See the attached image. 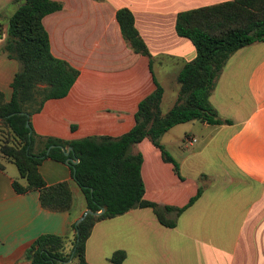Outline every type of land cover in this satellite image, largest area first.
Returning <instances> with one entry per match:
<instances>
[{"label": "crops", "instance_id": "crops-1", "mask_svg": "<svg viewBox=\"0 0 264 264\" xmlns=\"http://www.w3.org/2000/svg\"><path fill=\"white\" fill-rule=\"evenodd\" d=\"M20 1L0 0V91L5 100L18 63L1 47L6 19ZM54 1L61 8L41 19L49 50L78 75L65 96L43 102L30 124L38 135L71 140L115 137L129 130L137 102L154 89L153 78L162 90L170 81L177 93L176 73L195 51L189 40L176 35L175 15L227 0ZM119 8L131 12L150 55V69L148 57L134 53L122 39L114 16ZM208 100L230 123L187 121L184 146L166 138L176 125L160 137L178 175L147 139L131 147L141 154L145 200L181 207L198 187L200 193L177 215L173 227L159 224L147 207L95 221L84 242L88 264H111L108 257L115 250L125 253L119 264H264V40L227 58ZM196 131L203 135L202 145L188 149L192 144L186 138L195 140ZM214 137L222 156L217 172L203 167L213 154L209 145ZM0 163V264H29L25 252L43 233L64 236L68 252L74 223L86 209L68 165L49 158L38 165L46 185L65 181L70 190L69 208L49 211L40 207L36 190L15 193L11 180L18 175L16 168L3 159ZM71 263L70 257L60 264Z\"/></svg>", "mask_w": 264, "mask_h": 264}, {"label": "trees", "instance_id": "trees-1", "mask_svg": "<svg viewBox=\"0 0 264 264\" xmlns=\"http://www.w3.org/2000/svg\"><path fill=\"white\" fill-rule=\"evenodd\" d=\"M60 8L61 3L54 0H21L6 19L1 50L17 61L18 69L9 82L7 100L0 91V159L16 168L18 175L11 180L15 193L36 190L41 208L65 211L71 202L68 184L59 181L46 185L38 165L45 158L64 162L66 156L60 147L70 146L72 153L68 155L77 158V162L66 164L83 196L85 208L93 212L104 210L97 216L86 214L73 226L76 233L68 252L64 250V236L43 233L35 237L25 252L29 264H58L68 257L71 264H88L84 260V242L93 223L129 209L150 208L159 224L173 227L177 215L197 197L200 187L181 207L145 200L139 174L141 154L131 152V147L147 139L178 175L177 163L165 151L161 135L172 126L191 120L210 125L230 123L220 118L209 103L215 79L234 51L264 40V0H227L178 12L174 31L189 40L195 55L176 73L178 89L168 110L161 112L162 88L153 78L154 89L137 102L129 130L115 137L90 135L65 140L38 135L30 124V116L41 109L43 102L65 96L78 75L76 68L51 54L41 23L44 15ZM114 16L122 39L134 53L148 57L150 69V55L133 25L131 12L119 8ZM49 145L53 147L45 153ZM124 257V251L115 250L108 261L119 264Z\"/></svg>", "mask_w": 264, "mask_h": 264}, {"label": "rangeland", "instance_id": "rangeland-1", "mask_svg": "<svg viewBox=\"0 0 264 264\" xmlns=\"http://www.w3.org/2000/svg\"><path fill=\"white\" fill-rule=\"evenodd\" d=\"M157 61L153 62V68L157 69ZM163 95H162V100L160 103V109L162 113H165L168 108L172 105L174 101V97L176 96V89L173 88V83L170 81L165 83V86L163 88ZM187 124L189 123H180L177 124L176 126L172 127L168 131V135H166L167 139L169 140H175L176 144L179 146H184V140L181 141V137L183 134V131H186L185 129L187 128ZM195 135V140L191 141V146H187L188 149H195L197 147H200L202 145V136L198 131L193 132ZM203 134V133H202ZM210 154L211 156L208 157V160H205L203 163V167L205 169H209L210 167H213L211 171L217 172L220 170V164L222 162V156H221V146L218 137H214L213 140L211 141L210 145ZM60 264V263H58Z\"/></svg>", "mask_w": 264, "mask_h": 264}, {"label": "water", "instance_id": "water-1", "mask_svg": "<svg viewBox=\"0 0 264 264\" xmlns=\"http://www.w3.org/2000/svg\"><path fill=\"white\" fill-rule=\"evenodd\" d=\"M25 126L28 127V124L25 123ZM53 147V145H49L46 150H45V153L48 152V150ZM60 150L62 152V154L64 156H66L64 162L67 163V164H71V165H74L76 162H77V158L73 157V155H68L69 153H72V150H71V147L70 146H65V147H60ZM103 208H100L99 211L97 212H93L91 211L90 209H85L84 212L82 213V215L75 221V225L80 222L83 217L86 215V214H89V215H92V216H97L98 214L102 213L103 212ZM76 233V231H75ZM70 259V257L67 259V261Z\"/></svg>", "mask_w": 264, "mask_h": 264}, {"label": "built area", "instance_id": "built-area-1", "mask_svg": "<svg viewBox=\"0 0 264 264\" xmlns=\"http://www.w3.org/2000/svg\"><path fill=\"white\" fill-rule=\"evenodd\" d=\"M187 142L190 143L191 141H194L193 138H186Z\"/></svg>", "mask_w": 264, "mask_h": 264}]
</instances>
